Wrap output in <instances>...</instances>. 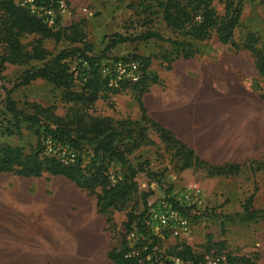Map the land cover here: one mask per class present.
I'll return each mask as SVG.
<instances>
[{
  "label": "rangeland",
  "instance_id": "1",
  "mask_svg": "<svg viewBox=\"0 0 264 264\" xmlns=\"http://www.w3.org/2000/svg\"><path fill=\"white\" fill-rule=\"evenodd\" d=\"M22 1L14 0L16 4ZM150 1L128 0L120 3L117 0H62L64 8L60 11V26L68 28L74 23H80L87 42L93 46L94 56L100 58L99 71L104 66H111L115 62L114 58L128 55L151 57L150 73L162 75L161 84L156 89L173 92L177 97L175 102L180 107L211 109L213 122L209 126L212 133L210 143L203 144L204 153L208 157L200 156L202 159L216 165L227 162L243 164L249 159H262L264 81L257 75L253 58L248 52L235 53L230 46H222L212 38L194 44L198 54L193 59L168 63L171 66L169 70L166 69L168 64L161 61L163 54L172 50V46L166 42L149 40L126 43L105 54V46L115 34L135 38L154 31L164 39L173 38L166 30L161 16L142 12L143 8L151 4ZM131 4L135 9L130 8ZM222 7L219 2L215 4L220 15L223 13ZM239 7L235 41L241 43L249 32L258 38L256 47H261L264 45V0H239ZM153 9L157 12L155 7ZM31 41L32 37L22 39L26 46ZM44 46L52 56L60 51L80 47L67 41H45ZM68 63L75 70L81 62L74 58L73 61L68 60ZM31 67L40 68L42 63L5 65L0 72V146L17 147L25 154L35 148L37 141L25 122L19 124L18 130L14 129V122L5 108L6 92L11 91L21 75ZM74 90H81L79 82H76ZM114 90L117 93H109L107 99L98 101L89 110V114L113 120H139V107L134 100L131 85L123 83ZM10 97L16 109L27 114L31 113V105L52 108L57 117L66 116L73 109L61 101L60 89H55L43 80L14 89ZM144 99L145 102H152V93L144 96ZM148 136L153 145L134 151L128 156V161L133 166L147 161L152 172L163 175L161 182L164 189L144 174L136 178L139 192L150 193L147 203L151 229L154 235L161 238L162 249L186 244L200 253L209 244L223 242L224 250L216 252L220 261L226 262L230 255L233 258L249 259L253 264H264V220L229 223L209 217L210 214L234 216L242 212L243 204L251 196L253 208L263 209L264 172L251 175L247 169H242L237 177L232 178H207L199 168L176 172L170 154L164 150L158 137L152 131ZM42 148V155L56 157L64 163H69L74 156L69 149L54 146L49 138L43 141ZM109 171L114 177L119 169L111 166ZM7 175L3 178L17 177ZM26 184V205L20 210L18 219L16 217L15 220L13 216L10 218L13 226L19 223L25 225V229L19 237H15L8 232L7 227H1L0 264H113L106 254L112 246L118 244L124 232V212L113 213L116 231L112 232L107 229L105 219L96 210L95 194L99 193L98 190L95 194L82 191L61 177L31 178ZM193 187L199 189L198 194L188 191ZM165 189L169 190L168 196ZM168 197L182 206H193L200 213L207 212V215L198 220L187 217L186 230L174 235L171 229L161 227L154 219L155 215L172 209ZM8 221L6 219V223ZM138 237L133 232L128 240L135 243ZM214 249L218 250V247Z\"/></svg>",
  "mask_w": 264,
  "mask_h": 264
},
{
  "label": "trees",
  "instance_id": "2",
  "mask_svg": "<svg viewBox=\"0 0 264 264\" xmlns=\"http://www.w3.org/2000/svg\"><path fill=\"white\" fill-rule=\"evenodd\" d=\"M117 1L124 3L128 0ZM151 1L142 12L161 16L166 30L173 38L164 39L154 31L135 38L115 34L106 44L105 54L111 53L118 45L157 40L172 46L170 52L163 54L161 61L173 64L179 60L193 59L198 54L194 44L214 38L220 45L230 46L235 53L248 52L253 58L257 75L264 81V45L257 48L258 38L249 32L241 43H237L234 38L235 30L239 26V0ZM217 2L223 6L221 15L215 9ZM36 3L40 7L53 10L55 27H48L41 17L20 7L14 0H0V72L5 65L27 66L32 62L42 63L40 68L31 67L26 70L12 90L6 92L5 108L14 122V129L18 130L19 124L25 122L37 142L35 148L27 154L17 147L0 146V175L12 174L25 179L61 177L82 191L95 194L98 190L99 193L95 194L96 210L105 219L109 231H116L112 219L114 212H124L126 217L124 232L118 244L112 246L106 254L113 264H175L176 260L182 264H253L249 259L233 258L230 255L226 262L220 261L216 252L224 250L223 242L209 244L200 253L186 244H176L163 250L161 238L154 235L151 229L147 203L150 193L139 192L136 181L139 174H144L164 189L161 182L163 175L152 172L147 161L133 166L128 161V156L143 146L153 145L148 136L152 131L164 146V150L170 154L176 172L199 168L207 178H232L237 177L242 169H247L248 173L254 175L264 172V157L249 159L243 164H212L202 159L170 129L154 120L144 104V96L151 86L158 83V76L149 71L151 57L128 55L120 59L114 58L115 61L137 62L143 73L140 81L131 85L134 100L139 107V120H113L91 116L89 110L98 101L107 99L109 93L115 94L117 91L110 89L108 80L101 76L100 58L94 56L93 46L87 42L80 23L62 28L57 0H36ZM153 7L157 12H154ZM130 8L135 9L133 4ZM25 37H32L27 46L22 43ZM45 41H67L80 47L60 51L52 56L44 46ZM48 57L51 58L47 60ZM74 58L81 63L72 70L68 60L73 61ZM169 64L166 66L168 70L171 67ZM36 80H43L55 89H60L61 101L71 105V113L57 117L52 108L36 105L30 106V114L18 111L10 97L11 92ZM76 82L81 84L80 91L74 90ZM47 138L54 146L67 148L74 154L69 163L42 155V143ZM111 166L119 169L114 177L109 171ZM165 193L168 196L169 190L165 189ZM167 199L172 209L192 220L207 215V212L200 213L193 206H182L169 197ZM252 204L253 196L245 201L242 212L234 216L210 214L209 217L220 218L222 222L229 223L264 220V208L254 209ZM133 232L139 236L135 243L128 240ZM216 247L218 250L214 249Z\"/></svg>",
  "mask_w": 264,
  "mask_h": 264
},
{
  "label": "crops",
  "instance_id": "3",
  "mask_svg": "<svg viewBox=\"0 0 264 264\" xmlns=\"http://www.w3.org/2000/svg\"><path fill=\"white\" fill-rule=\"evenodd\" d=\"M156 75L158 76V83L151 86L147 93H152L153 101L148 100L145 102L144 99L148 114L164 127L170 129L180 140L195 150L199 156L208 157V154L204 153L203 144L210 143L212 133L209 126L213 122V118L210 117L211 109L204 108L205 110H203L196 107L178 106L175 102L177 97L174 96L173 92L169 93L167 90L156 89L161 84L162 79L160 73H156ZM6 176L9 175H0V230L2 226H5L9 233L19 237L24 231L25 225L22 226L18 223L13 226L10 218L13 216L15 220L16 217L18 219L20 210L26 205L28 198L26 181L28 179L19 177L3 178ZM6 219H9L8 223H6Z\"/></svg>",
  "mask_w": 264,
  "mask_h": 264
},
{
  "label": "built area",
  "instance_id": "4",
  "mask_svg": "<svg viewBox=\"0 0 264 264\" xmlns=\"http://www.w3.org/2000/svg\"><path fill=\"white\" fill-rule=\"evenodd\" d=\"M18 5L22 8H27L31 13L41 17L48 27H55V13L53 10L40 7L36 3V0H23ZM63 8L64 4L62 0H57L59 14ZM83 11L86 12L85 10ZM100 73L103 78L108 80V87L111 89H117L123 83L129 85L136 84L143 75L137 62L122 60L113 62L109 67H102ZM188 191L196 194L199 193V189L196 187L189 188ZM186 199H188V196ZM154 219L161 227L171 229L174 235H178L180 232L186 230L188 226L187 217L171 208L167 212L155 215ZM175 264H180V262L176 260Z\"/></svg>",
  "mask_w": 264,
  "mask_h": 264
}]
</instances>
